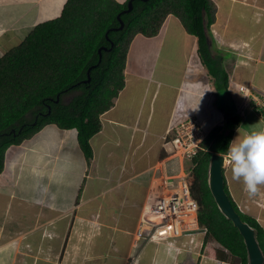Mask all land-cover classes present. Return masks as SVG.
Listing matches in <instances>:
<instances>
[{
	"label": "crops",
	"instance_id": "1",
	"mask_svg": "<svg viewBox=\"0 0 264 264\" xmlns=\"http://www.w3.org/2000/svg\"><path fill=\"white\" fill-rule=\"evenodd\" d=\"M214 1L218 26L220 17L232 13L229 0ZM64 2L0 0V56L37 23L59 16ZM218 29L226 36L220 42L229 79L223 100L198 54L196 36L168 14L156 35L131 40L124 85L100 115L89 160L76 129L52 123L7 148L0 173V264H127L133 251L135 264H188L189 253L143 241L144 216L157 219L144 215V205L162 175L184 173L183 159L168 155L171 143L164 144L173 122L193 115L211 129L227 121L222 105L233 101L241 120L226 154L225 186L264 236V33L261 38L250 30L239 36ZM240 85L252 88L258 108L246 101Z\"/></svg>",
	"mask_w": 264,
	"mask_h": 264
},
{
	"label": "trees",
	"instance_id": "2",
	"mask_svg": "<svg viewBox=\"0 0 264 264\" xmlns=\"http://www.w3.org/2000/svg\"><path fill=\"white\" fill-rule=\"evenodd\" d=\"M127 2L66 0L59 16L37 23L19 44L0 56V173L7 148L50 123L75 128L89 160L90 138L101 126L99 115L113 105L124 85L131 40L136 34L156 35L168 14L176 16L185 30L196 36L198 54L217 93L221 100L228 96V73L222 64L225 55L211 50L216 45L211 29L217 11L214 0H133L132 8L122 11ZM118 13L121 29H115L120 25ZM101 46L106 49H101L100 56ZM222 107L227 121L212 127L197 152L186 158V181L199 204V222L207 228L205 241L215 240L229 252L209 246L206 253L234 264H248L241 234L220 212L208 186L210 157L214 152L228 153L241 120L234 101ZM224 187L242 220L255 229L264 254L261 226L240 211L225 181Z\"/></svg>",
	"mask_w": 264,
	"mask_h": 264
},
{
	"label": "built area",
	"instance_id": "3",
	"mask_svg": "<svg viewBox=\"0 0 264 264\" xmlns=\"http://www.w3.org/2000/svg\"><path fill=\"white\" fill-rule=\"evenodd\" d=\"M204 135L200 121L193 116H185L171 125L168 135L164 137V144L171 143L169 155L186 159L197 152ZM144 207V215L157 217L151 221L144 216V224L147 226V232L142 235L144 242L162 241L167 244L169 252L173 250L179 254L186 251L190 255L195 254L197 258L206 257L202 253V237L206 228L199 223V204L191 196L185 171L162 175L156 187L148 194ZM181 238L186 240L178 242ZM135 248L137 250V247ZM130 256L129 264H135L138 255L133 251ZM212 263L225 264L219 259H214ZM190 264H197V261H191Z\"/></svg>",
	"mask_w": 264,
	"mask_h": 264
},
{
	"label": "water",
	"instance_id": "4",
	"mask_svg": "<svg viewBox=\"0 0 264 264\" xmlns=\"http://www.w3.org/2000/svg\"><path fill=\"white\" fill-rule=\"evenodd\" d=\"M132 1L133 0H128L127 7L122 11L130 10L132 8ZM117 18L120 21V25L115 29H121L123 27V22L121 21L120 13L117 14ZM101 49H106V47H99L98 51L100 56ZM225 165L226 155L224 153H212L208 164L209 189L220 212L227 219L231 220L233 225L238 229L239 233L241 234L246 247L247 263L262 264L264 261V254L256 238L255 229L248 222L242 220L240 214L234 208L231 199L225 190L223 174V167Z\"/></svg>",
	"mask_w": 264,
	"mask_h": 264
},
{
	"label": "rangeland",
	"instance_id": "5",
	"mask_svg": "<svg viewBox=\"0 0 264 264\" xmlns=\"http://www.w3.org/2000/svg\"><path fill=\"white\" fill-rule=\"evenodd\" d=\"M229 1H230L229 7H230V11H231L230 13H232V15L229 14L226 17L225 16L222 18L220 17L218 19V26H214V22L216 21V18L218 17L217 16L215 18V21L212 24L213 25V27H212L213 33L216 34V36L218 35V39L215 40L216 45L211 47L213 54H216L218 51H219L218 53L226 51L225 47H223V48L220 47V42L226 36L224 35L223 32H219L220 31V29H218L219 25L222 26L223 28H226L227 31L230 29H232V31H237L239 36H245L247 34V31L249 33V30H250L249 34H251L253 37H255V35H259V36L262 35L263 36V33H264V25L259 24L260 26H258V20L260 21V19H262L264 17V0H229ZM233 8H235V9L237 8V11L236 12L233 11L232 10ZM258 28H260L261 30L263 29V30L260 33H258V31H257ZM219 35L221 37H219ZM262 36H261V38H262ZM253 37L250 38V41H252L254 39ZM243 41L244 42L242 43V45L247 47V44H246L247 40H243ZM224 54L226 55L227 53H224ZM262 67L263 66H261V68ZM206 131H209V129H207ZM185 167H186V159L183 160L184 171H185ZM20 186H22V184H20ZM212 241H214V240H212ZM189 255H190V253H189ZM195 259H196V255L193 254L190 257L188 264H190L191 261L192 262L195 261ZM199 264H208V263H207V261L201 260Z\"/></svg>",
	"mask_w": 264,
	"mask_h": 264
},
{
	"label": "clouds",
	"instance_id": "6",
	"mask_svg": "<svg viewBox=\"0 0 264 264\" xmlns=\"http://www.w3.org/2000/svg\"><path fill=\"white\" fill-rule=\"evenodd\" d=\"M212 29V28H211ZM213 32V31H212ZM241 86H243V85H240L239 86V90L240 91H243V92H245L246 93V101L247 102H249V101H253V103H252V105H255L257 108H258V106L256 105V103H255V97H254V95H253V93H251V91H252V88L251 87H244L243 86V88H241ZM261 105H263V106H261L262 107V109H263V111H264V104H261ZM108 110V109H107ZM105 112V111H104ZM102 114V113H101ZM100 114V115H101ZM100 115H99V119H100ZM186 116H193V115H186ZM193 117H195V118H197L199 121H200V119L197 117V116H193ZM181 119V118H180ZM176 121H178V120H176ZM176 121H174L173 123H175ZM200 123H201V121H200ZM201 125H202V123H201ZM202 127H203V125H202ZM75 129V128H74ZM203 130L205 131V135H204V137L206 136V134H207V132L208 131H206L205 130V128L203 127ZM210 130V129H209ZM76 133H77V130H76ZM168 135V134H167ZM203 137V138H204ZM202 138V139H203ZM201 142V141H200ZM200 142H199V144H200ZM198 147H199V145H198ZM6 153V152H5ZM169 155V154H168ZM226 155V154H225ZM184 160V159H183ZM226 160H227V156H226ZM185 171H186V169H185ZM189 188V187H188ZM239 208V207H238ZM198 220H199V218H198ZM200 223V222H199ZM201 225V224H200ZM202 227H204V228H206L205 226H203V225H201ZM206 233H207V228H206ZM206 233H205V235H206ZM205 235L202 237V239H203V246H202V253L206 256L204 259H210L211 260V264H213L212 262H213V260L214 259H219L220 261H222L223 263H225V264H234V263H232V262H230L229 260H223V259H220V258H216V257H213V256H210V255H208L207 253H206V247H209L208 246V244L212 241V240H208V241H205ZM215 241V240H214ZM215 242H217V241H215ZM218 243V242H217ZM219 244V243H218ZM210 247H215V248H223L227 253H229L228 252V250L226 249V248H224L221 244H219L218 246H215V245H211L210 244ZM184 252H186V251H184ZM131 257V256H130ZM130 257H129V259H128V263L127 264H129V261H130ZM191 257V256H190ZM200 256H198V258H197V256H196V261H197V264H199L200 263V261L202 260H204L203 258H199Z\"/></svg>",
	"mask_w": 264,
	"mask_h": 264
}]
</instances>
